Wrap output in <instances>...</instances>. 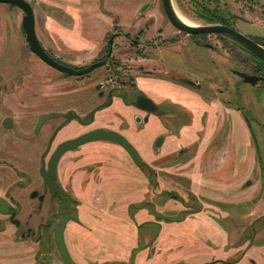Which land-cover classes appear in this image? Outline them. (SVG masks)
I'll return each mask as SVG.
<instances>
[{
	"label": "flooded vegetation",
	"instance_id": "af4514ba",
	"mask_svg": "<svg viewBox=\"0 0 264 264\" xmlns=\"http://www.w3.org/2000/svg\"><path fill=\"white\" fill-rule=\"evenodd\" d=\"M27 1L36 19L34 5ZM246 1L255 6L257 0ZM152 6L151 2L145 4L138 15ZM4 9L13 22L16 12H20L22 23L20 29H2L0 19V197L5 201L3 208L9 211L3 214L0 205V264H66L57 242V230L67 217L63 236L74 264H144L142 258L148 264H160L164 260L159 256V247L154 246L163 218L158 206L166 197L182 207L171 206L169 211L173 218L168 221L183 225L181 245L185 247L183 251L172 248L170 258L164 263L264 264V181L263 184L260 181L259 186L254 181L258 176L264 179V138L255 140L252 151L249 148L235 158L229 156L232 166L235 162L237 168H248L245 177L253 175L242 186L225 187L224 174L236 170L225 169L220 159L216 160L214 171L197 169L194 174L187 173L184 193L172 191L176 179L173 175L165 176V170H175L177 165L175 149H166L175 138L172 129L177 124L178 128L183 126L189 130L192 105L207 103L209 96L216 101L217 114L229 109L236 119L242 113L241 118L251 132L255 122L264 131L263 60L228 37L191 35L170 22L172 29H139L133 37L117 30L107 35L103 43L88 44L84 54L68 48L71 52L66 55L71 57L64 58L60 55L64 53L62 41L50 47L41 32L39 34L36 20L39 43L54 61L76 71L98 66L89 74L71 75L49 65L32 51L23 27L26 13L22 8L0 2V15ZM226 12V21L218 25L243 34L236 25L240 17L230 20L233 13L230 9ZM178 13L187 24L197 25ZM202 21L204 24L198 26L217 25ZM246 23L255 25L250 20ZM245 36L264 47L263 37ZM125 44L128 47H124ZM219 45L228 46L232 52L236 67L230 72L238 79L234 86L244 83L259 88L263 90L260 96L263 100L251 105L252 96H248L243 98V105L238 106L233 93L231 99H224V90L210 85V81L218 84L220 75L197 72L199 66L206 63L202 60L195 61L198 68L194 74L188 73L183 55L189 54L190 46L211 50L221 57ZM176 48H182L183 53ZM87 54L94 57L79 64L80 55L85 59ZM131 55L139 61L140 78L155 79L159 81L157 84L151 88L141 86L136 76L133 78L123 71V62ZM148 66L152 70H147ZM242 73L260 80L255 85L245 83ZM194 93L199 99L192 96ZM141 98L151 100L152 107L146 110L139 106ZM133 111L136 112L135 124L129 116ZM235 123L239 125L238 120ZM136 124L140 125L134 126ZM98 129L126 138L142 157L141 165L135 162L141 173L135 170L130 175L132 181H140L139 186L135 185L138 200L128 206L126 191L132 187L126 186L127 164L132 156L117 142L95 140L66 152L58 163L53 187L42 174L48 170L60 145ZM129 133L136 138L131 139ZM221 134L223 132L218 135L216 145L223 144ZM174 145L176 147V143ZM67 158L69 161L63 164ZM145 183L148 184L145 186ZM123 209H129L131 220L137 222L139 237L147 224L159 227L158 231L152 229L154 233L147 244L140 245L142 240L138 239V248L129 261L128 235L123 233L128 227L122 218ZM141 210H145L144 219L139 215ZM216 238L221 245L212 243ZM197 242L198 247L204 248L195 250ZM207 243L215 245L210 256Z\"/></svg>",
	"mask_w": 264,
	"mask_h": 264
},
{
	"label": "rangeland",
	"instance_id": "374dc122",
	"mask_svg": "<svg viewBox=\"0 0 264 264\" xmlns=\"http://www.w3.org/2000/svg\"><path fill=\"white\" fill-rule=\"evenodd\" d=\"M30 1L33 3L36 11L37 29L39 30V34L41 32V37L47 41L50 47H54L56 42L59 43L60 41H62L64 53H60V55H63L64 58L71 57L66 55V53H69L68 51L71 52V50H69L68 48H73L74 52L76 51L78 53L80 52V54H84V48L87 47L88 44H94L97 42L103 43L104 41H106L105 38L107 35H109L110 33H115L117 30L128 32L133 37L137 35L139 29H172L169 21L166 18V15L164 14L162 0ZM208 1L209 0H174V5L176 10L179 11L185 18L191 20L197 25H201L204 24V22L197 16V12L199 9L198 5L204 8L207 5ZM150 2L153 3L151 9L149 11H146L142 15H138L140 9L145 4H148ZM214 5V7L219 6L216 4ZM220 5L222 10L226 9L227 11L228 9H230L232 11L233 17H230V20L236 19L234 18L235 16H239L241 18L236 20V25L239 26V29H241L243 34L260 36L264 38V0H257L255 6L251 5V3L246 0H223ZM1 12L2 14L0 15V19L2 25L4 26V28L2 29H6V27L7 29H20L22 23V16L20 12H16L17 17L15 16V22L10 19V13H8V10L6 11V9H4ZM247 20L253 21L255 25L251 26L247 24ZM61 38H63V40H61ZM211 39L214 42L213 37H211ZM125 43H127L126 40ZM124 47L128 46L125 44ZM218 47L221 57L217 55L218 53L215 54L211 50L210 52L205 48L199 49L190 46V52L188 54L190 56H186L185 54L183 55V57L186 59L184 61L186 63L185 65H188V73L194 74L195 68H198V65H196L195 61L200 62L199 60H202L206 63L202 66L200 65L197 72H201L202 74H207L209 72L211 76L215 75V73L219 74L221 80H218V84L216 83L218 86L211 81L210 85H212L214 88L218 87L219 89L217 90H224V99H231V94L233 93L236 101L235 104L238 106L243 105V98L245 99V97L248 96H252V98H249V100H253L251 102V105L257 104L259 99L263 100V98L260 97L263 93V90L259 91V88H255L244 83L237 84L238 79L236 77H233L230 72V69H233V66H235L232 62V52L229 51L230 49H228V46L224 48L219 45ZM176 50L180 53H183L182 48H176ZM56 52H58V50H56ZM83 56L84 55H80L79 64L91 61V59L94 57V54H87L85 58L86 60ZM127 57L128 58H126L123 62L125 64V66L123 67V71L125 73H128L133 78H135L136 76L137 79L140 80L139 83L141 86L142 84H145L151 88L152 86H154V84H157L159 82L151 78H145L142 80L140 78L141 74L139 73L138 68L140 65L138 59L134 55ZM214 62H216L214 65H209L213 64ZM147 70L152 69L150 66H148ZM155 75L157 76V74ZM158 75L160 74L158 73ZM166 77L167 76H165V78ZM208 77L209 78H207V80L210 79V76ZM236 81L237 86H234ZM192 96L199 99V95H196L195 93L192 94ZM210 98V96L207 97V103L197 102L196 104L192 105L193 107L191 106L192 108L190 109V115L192 116V119L188 123V126L190 125L189 130L183 129V126L178 128L177 124H175L174 129H172L175 138L171 139V141L176 143V147L174 143H171V141H169V147L166 149H169V151H172L171 147L175 149L174 159L177 165L175 167V170H165V172L167 173L165 174V176L173 175L175 177L176 182L171 190L176 191V194L184 193L185 187L187 186V173L192 172V174H194L196 173L197 169H208L205 170L208 172L214 171L217 169L216 160L218 159L222 160L218 161L222 165H224L225 169L228 167H232V170H236L234 173L224 174L223 182L225 187L231 185L242 186L246 180L252 179L250 177H252L253 175H249L250 177L244 176V174H246L245 171L248 169L247 167L241 166L237 168L235 162L232 166L233 162L231 163V161L228 160H230L229 156L235 158L236 154H244L245 150L249 148L251 149V151L255 149L256 143L254 142H256L255 140L264 138V131L261 128L257 127L255 122V125H253L255 126V129L253 132H251V130L245 126L241 118L242 113L239 114L240 117H236V119H234L233 113H231L232 111H229V109L223 110L221 115L217 114V109L215 108L217 106L216 101ZM214 108L215 110H213ZM135 114V111L129 113L131 122L133 121L134 124ZM237 120L239 125L235 123ZM262 121L264 122V120ZM137 125L139 126L140 124H136L134 126ZM221 132H223V134H221L224 139L223 144L216 145V142L218 141L217 137ZM129 136L133 140L136 138V135L132 133H129ZM169 136H171V134H169ZM149 137H151V135ZM251 151H248V153H250ZM162 153H164V151H162ZM219 153L220 155L217 156ZM147 159L150 158L147 157ZM220 163L219 165H221ZM127 165V174L129 176V179L127 180L126 186L132 188L135 185L139 186L140 181H138L137 183L130 179V175L135 170H138V173H141L139 171V166H136L133 158H129V162ZM161 173H164V171H161ZM143 181H145L144 178ZM254 181L256 182V185L259 186V184L261 183L260 181H262L261 184H263L264 179L258 176L254 178ZM147 184L148 183H145V186ZM167 184L171 185L169 183ZM167 184H165V186L169 187ZM171 206L182 209V207L170 197L161 199L158 206V210H161V213L159 214L163 216V218H161L162 220L160 221V226L162 225V223H169L168 219L173 218V215L169 211L171 209ZM152 229L158 231L159 227H156L154 225L152 228V224L150 223L145 226V231L141 237L142 242H140V245L147 244L152 239V234L154 233ZM126 233L128 235V251H130L133 247L137 248L134 245L133 247H131L135 239H131L130 233ZM217 239L218 238L212 239V243L221 245L220 241ZM189 245L191 247L193 246V244ZM213 246L215 245L208 244L206 246V249L209 250V256L213 254ZM177 247L178 245L175 246V249ZM198 248L203 249L204 247H198L197 242L195 250ZM160 250L161 257L164 261L170 258L171 254L167 251L168 246L166 242H163V244L160 246ZM133 251L136 252L135 249H133ZM145 252L148 251L146 250ZM164 261L160 264H168L164 263Z\"/></svg>",
	"mask_w": 264,
	"mask_h": 264
},
{
	"label": "water",
	"instance_id": "95a60500",
	"mask_svg": "<svg viewBox=\"0 0 264 264\" xmlns=\"http://www.w3.org/2000/svg\"><path fill=\"white\" fill-rule=\"evenodd\" d=\"M1 3L5 4H12L16 5L24 10L26 15L23 19V27L27 32V37L29 40V43L31 45L32 51L36 53L41 59L46 61L49 65L55 67L56 69L67 73L71 75H77L82 76L85 74H89L92 72L95 68L98 66H92L90 68H87L85 70L76 71L68 66L62 65L60 63H57L54 61L51 57H49L46 52L41 47L39 40L36 35V19H35V13L34 9L31 6V4L27 0H0ZM164 11L166 13V16L169 20V22L174 25L179 30L189 33L191 35H200V34H216V35H222L225 37H228L232 40H235L240 45H242L244 48H246L248 51L253 53L255 56L260 58L264 61V47L261 45L255 43L253 40L245 36L244 34L236 31L235 29H232L230 27L224 26V25H204V26H192L184 22L180 16L177 13V10L175 8V5L173 3V0H162ZM241 76L244 78L245 83H251L252 85H255L260 79L256 76H251L248 74H241ZM144 100L139 99L138 103L139 106H141L143 109H150L152 107V101L143 98ZM79 118V117H78ZM111 140L114 142L119 143L122 145L128 153L132 156V158L135 160V162L138 165L142 164V157L137 151V149L127 140L126 138L120 136L119 134L115 132H108L104 129H98L91 131L89 133H86L84 135L79 136L78 138L66 141L62 145L59 146L58 150L53 155L51 161L49 162L48 170L43 172V176L45 177L46 182L50 187L54 186L53 180L54 176L57 172L58 163L61 159V157L68 151H73L77 149L78 147L87 144L89 142L95 141V140ZM5 201L3 198L0 197V205H1V212L3 214H7L9 211L4 206ZM68 218H66L65 223L57 230V242L61 251V254L64 258V261L66 264H74L73 260L69 254V251L67 249V246L65 244L64 240V230L65 225L68 221Z\"/></svg>",
	"mask_w": 264,
	"mask_h": 264
},
{
	"label": "crops",
	"instance_id": "0c3cea01",
	"mask_svg": "<svg viewBox=\"0 0 264 264\" xmlns=\"http://www.w3.org/2000/svg\"><path fill=\"white\" fill-rule=\"evenodd\" d=\"M68 158L65 159L63 161V164H66V162H68ZM136 177V172L134 173V175ZM139 196V192L137 191V187H133L131 189H127L126 191V200H127V206L135 201H137L138 199L136 197ZM124 210V214H123V217L125 220H126V225L128 227V230L127 231H123V233L126 234V232L130 233V237L131 239H135V241L133 242V244L131 245V247L137 246L138 244V239L141 238V236L139 237V231H138V228H137V222L135 220H131V215L129 213V209H123ZM145 210H141V212L139 213L140 217L143 218L145 217ZM135 219L138 218V216L135 214ZM144 219V218H143ZM143 221H141L142 223ZM180 228V229H179ZM182 228H183V225L182 224H172V223H162L161 225V231H160V235L158 237V241L156 242L155 246H158L159 247V256L160 258L161 257V253H160V246L163 244V242H166L167 243V246H168V252L170 253L171 249L173 248L174 250H180L183 251L184 250V247L185 245H181L182 244ZM134 237V238H133ZM128 239V237H127ZM178 245V247L175 249V246ZM129 246V245H128ZM128 248V247H127ZM137 248H132L130 251H128L127 253V256H128V261H129V257L132 256L133 254V249H137ZM131 255V256H130ZM142 261H144V264H148L143 258H142Z\"/></svg>",
	"mask_w": 264,
	"mask_h": 264
},
{
	"label": "trees",
	"instance_id": "16d2710c",
	"mask_svg": "<svg viewBox=\"0 0 264 264\" xmlns=\"http://www.w3.org/2000/svg\"><path fill=\"white\" fill-rule=\"evenodd\" d=\"M222 1L223 0H209L204 8L198 5V18L213 24H220L226 21L227 12L226 9H221L220 3ZM214 4L219 6L214 7Z\"/></svg>",
	"mask_w": 264,
	"mask_h": 264
},
{
	"label": "bare ground",
	"instance_id": "6f19581e",
	"mask_svg": "<svg viewBox=\"0 0 264 264\" xmlns=\"http://www.w3.org/2000/svg\"><path fill=\"white\" fill-rule=\"evenodd\" d=\"M177 13H178V11H177ZM178 15H179V13H178ZM179 16H180V15H179ZM180 18H181V16H180ZM181 19H182V18H181ZM182 20H183V19H182ZM184 20L187 22L186 19H184ZM184 20H183V21H184ZM185 21H184V22H185ZM189 22H190V21H189ZM190 23H191V22H190ZM191 24H193V23H191ZM189 25H190V24H189ZM193 25H194V24H193ZM193 25H192V26H193Z\"/></svg>",
	"mask_w": 264,
	"mask_h": 264
}]
</instances>
